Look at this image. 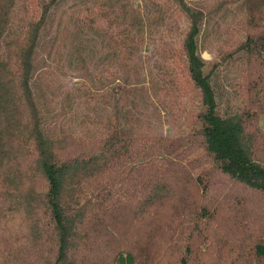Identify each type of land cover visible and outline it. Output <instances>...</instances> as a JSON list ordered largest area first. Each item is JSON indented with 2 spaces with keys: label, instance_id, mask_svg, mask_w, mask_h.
Segmentation results:
<instances>
[{
  "label": "trees",
  "instance_id": "1",
  "mask_svg": "<svg viewBox=\"0 0 264 264\" xmlns=\"http://www.w3.org/2000/svg\"><path fill=\"white\" fill-rule=\"evenodd\" d=\"M222 6L0 0L4 251L23 261L24 240L30 264H264V0L240 5L255 31L209 63L207 33L226 21L237 33ZM50 68L82 79L54 104L39 83Z\"/></svg>",
  "mask_w": 264,
  "mask_h": 264
},
{
  "label": "rangeland",
  "instance_id": "2",
  "mask_svg": "<svg viewBox=\"0 0 264 264\" xmlns=\"http://www.w3.org/2000/svg\"><path fill=\"white\" fill-rule=\"evenodd\" d=\"M245 0H198L199 5L201 7H205V8H216L218 9L219 7L222 6V9L225 10V8H228L233 12H236V19L235 22L229 24L230 27H235V32L237 31V33L234 34L233 30H228L226 29L225 25L227 24V21L225 22V24L222 26L223 28L219 31V32H212V33H207L208 37L205 38L204 40V45H202L201 47L205 48L199 49V54L200 56L203 58V60L211 63V62H215L218 58L216 56L220 55L221 50L220 49H227L229 47H231L232 45H234V43L236 42V36L242 37L245 33H248V31H255L256 29V25H255V21L253 22V25L250 23V27L248 26V23L250 22L249 20H252L250 18V12L249 9H241L240 5L244 2ZM256 1V0H255ZM251 3V1H250ZM248 3L247 6L250 4ZM237 6V9H234V7ZM223 12V11H221ZM254 14V13H253ZM258 13H255L254 16H257ZM230 19V15L228 17ZM261 23L264 24V15H262L261 17ZM224 21V20H223ZM222 20L220 22H223ZM228 25V24H227ZM248 26V27H247ZM211 32V31H209ZM220 34V35H219ZM217 35V36H216ZM219 35V36H218ZM223 40V42H222ZM167 42L170 43V40H167ZM220 51H219V50ZM218 50V51H216ZM143 56L145 57H151L152 55V48L147 47L144 49V52L142 53ZM213 64V63H212ZM249 71L247 70L246 73H248ZM225 80V78L223 79ZM222 80V81H223ZM79 82H82V79H80L78 77V75L74 72L65 70L64 72H58L55 71L54 68H50L46 70V74L44 75L43 79H41L39 81L40 85L42 86V88H47L49 90H58L59 89H67L70 90V88L75 87L76 85H78ZM225 83V82H223ZM226 84V83H225ZM59 91H55L53 96H50V98H52L53 100H51V104L57 103L58 101H60V98H57V96L59 95ZM184 99H191V97H184ZM67 124H71L70 120L67 121ZM260 125L262 126V128H264V117H262ZM79 133V129L76 130V133ZM6 167L1 168L0 172L5 171ZM207 199V197H205ZM222 219H225L226 222L228 220V216L226 215H222ZM214 222V220H213ZM225 223L223 224H219L218 227H215L213 229H222L225 227ZM210 233H212V231L210 230ZM229 235L228 231L225 232L224 236ZM257 235L259 236H263L264 237V231L263 229L261 230H257ZM24 242V240L20 243H16L18 244V249L20 251V255H22V253L24 254L23 257V261H18V259H16V253L13 249H8L7 251L5 249V240L4 238L0 237V251H3L2 253H0V262L3 258V262L4 264H30L32 260H29L32 258V254L29 251L30 246L27 244H22ZM100 244V242H99ZM101 245V244H100ZM29 251V252H28ZM6 252V255L3 257V253ZM29 253V255L27 254ZM211 253V252H210ZM35 264V263H34Z\"/></svg>",
  "mask_w": 264,
  "mask_h": 264
}]
</instances>
